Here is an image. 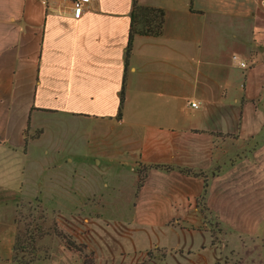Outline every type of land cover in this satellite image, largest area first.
<instances>
[{
  "label": "crops",
  "instance_id": "0c3cea01",
  "mask_svg": "<svg viewBox=\"0 0 264 264\" xmlns=\"http://www.w3.org/2000/svg\"><path fill=\"white\" fill-rule=\"evenodd\" d=\"M132 1L91 0L75 19L66 0H0V204L41 185L30 146L46 125L92 128V152L130 146L143 178L132 220L169 229L151 248L219 264L221 250L264 241V0H138L164 11L163 33L135 36L128 54Z\"/></svg>",
  "mask_w": 264,
  "mask_h": 264
},
{
  "label": "rangeland",
  "instance_id": "374dc122",
  "mask_svg": "<svg viewBox=\"0 0 264 264\" xmlns=\"http://www.w3.org/2000/svg\"><path fill=\"white\" fill-rule=\"evenodd\" d=\"M124 129L106 133L115 139L126 135ZM79 130L73 124L46 125L44 136L30 146L37 163L29 172L41 185L27 188L16 202L0 204V264H148L152 259L151 264H169L167 253L151 248L167 245L169 229L141 228L132 220L139 181L130 171V146L125 150L104 141L92 152V128ZM138 137L136 132L133 138ZM57 163L64 164L61 172L44 169ZM211 224L213 244L221 250L228 240ZM243 247L244 254L221 250L219 264H264L262 241Z\"/></svg>",
  "mask_w": 264,
  "mask_h": 264
},
{
  "label": "trees",
  "instance_id": "16d2710c",
  "mask_svg": "<svg viewBox=\"0 0 264 264\" xmlns=\"http://www.w3.org/2000/svg\"><path fill=\"white\" fill-rule=\"evenodd\" d=\"M164 26V11L162 9L152 8V7H143L138 4V0L132 1V11L130 15V32H129V40H128V54L132 49V41L135 36H143V37H159L163 33ZM124 101V89H122L120 93V106L118 109V114L116 116L117 120L121 119L122 105ZM41 135V134H40ZM39 135L35 136V139L38 138ZM144 171L149 169H156L162 171H168L169 168L167 166L153 165V166H144ZM181 172L187 174L188 171L185 169H181ZM143 178L140 176V180L138 182V189L141 187ZM214 245V244H213ZM264 251V241L263 247Z\"/></svg>",
  "mask_w": 264,
  "mask_h": 264
},
{
  "label": "built area",
  "instance_id": "2783aa9c",
  "mask_svg": "<svg viewBox=\"0 0 264 264\" xmlns=\"http://www.w3.org/2000/svg\"><path fill=\"white\" fill-rule=\"evenodd\" d=\"M71 4L72 7V16L75 19H78L82 16L91 0H66ZM232 62L239 65L241 68H245L246 64L240 62L238 56H232ZM192 107H196V104H191Z\"/></svg>",
  "mask_w": 264,
  "mask_h": 264
}]
</instances>
